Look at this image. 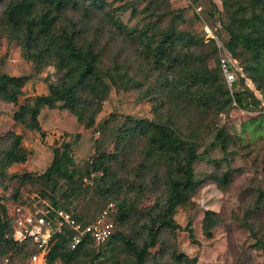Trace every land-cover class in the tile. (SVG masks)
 <instances>
[{"label": "rangeland", "instance_id": "374dc122", "mask_svg": "<svg viewBox=\"0 0 264 264\" xmlns=\"http://www.w3.org/2000/svg\"><path fill=\"white\" fill-rule=\"evenodd\" d=\"M11 1L0 0V21ZM67 2V16L82 30L81 43L95 45L103 69L112 72L117 67L124 83L115 87L106 80L109 93L92 128L85 129L58 104L54 109L44 107L40 111V132L30 131L13 120V113L19 105L47 93V84L55 80V70L52 66L36 69L23 57L20 41L0 29V74L31 78L17 104L0 99L1 203L9 205L15 192L16 198L23 201L41 198L51 203L50 198L54 197L60 207L74 210L75 215L91 219L107 211L113 221L117 216L114 205L123 203L130 209L131 217L123 225L115 223L119 238L100 259L92 261V256H83L80 264H138L123 241L130 239L136 246L142 245L148 215L157 213L164 202L168 172L156 160L146 158L147 142L142 136L122 139L121 134L133 121L147 120L169 124L186 139L200 117L193 107L184 111L183 104L179 105V115L170 114L169 98L160 85L165 77L171 80L170 73L152 66L135 37L151 22L164 30L172 21L191 51L204 59L211 77L219 82L216 84L222 88L216 91L217 101L224 102L220 94L227 91V84L215 60L222 55L218 45L223 46L228 39L224 0H200L197 5L191 0H104L99 10L80 4L76 8ZM109 16L122 26L121 31ZM211 39L217 46L215 58L214 43L208 42ZM232 64L235 68V62ZM237 88L243 93V107H238L232 98L223 109L214 104L203 120L209 130L201 131L194 142L197 159L193 169L198 188L185 205L177 208L174 220L181 229L162 230L159 244L150 250L143 264H177L173 254L197 257L196 264H264V96L249 79L245 84L240 82ZM160 103L164 104L161 115ZM10 132L21 134V144L28 156L24 163L4 167V155L12 142L7 137ZM217 135L224 137L226 150L216 140ZM64 144L70 146L73 164L69 169L76 176L97 174L87 195L83 192L66 198L70 187L63 180L55 187L36 179L51 165L54 150L61 152ZM103 153L109 172L101 181L100 172L91 170V164ZM24 175L31 180L21 179ZM225 176L228 180L223 184ZM105 189L109 194H102ZM206 211L216 214L210 236L202 229ZM189 221L193 240L185 229Z\"/></svg>", "mask_w": 264, "mask_h": 264}, {"label": "trees", "instance_id": "16d2710c", "mask_svg": "<svg viewBox=\"0 0 264 264\" xmlns=\"http://www.w3.org/2000/svg\"><path fill=\"white\" fill-rule=\"evenodd\" d=\"M69 1L76 8L78 4L95 10L104 6V0ZM199 1L191 0V3L197 5ZM66 3L67 0H12L5 6L0 21L1 31L20 41L23 57L36 69L40 66H52L55 70V80L47 84V93L33 97L30 103L19 105L18 110L13 113V120L30 131L40 132L38 120L40 111L44 107L54 109L58 104L69 111L85 129L92 128L109 93L106 80L115 87L124 83L117 67H114L112 72L103 69L102 57L96 51L95 45L86 41L81 43L82 30L76 28L67 16ZM223 5L227 18L225 32L228 37L223 47L241 70V72L235 71L232 64L228 63V70L233 72L236 78L231 90L227 86V91L223 94L221 92L220 96L225 99L224 102L217 101L216 91L222 88L216 84L219 82L211 77L204 59L191 51V46L178 33L172 21L164 30L157 29L155 27L157 23L151 22L135 37L143 51L142 54L152 66L157 71L168 70L170 73L171 80L165 77L160 84L169 98L170 114L179 115V105L183 104L184 111L193 107L200 117L199 123L190 129L192 135L186 139L180 137L169 124L147 120L133 121V125L121 134L122 139L142 136L147 142L146 158L156 160L168 172L164 202L157 213L148 215L147 223L143 227L145 238L142 245L136 246L130 239L123 241L125 249L133 254L138 264H143L144 259L150 255V250L159 244L162 230L175 232L181 229L175 222L174 216L177 208L185 205L198 188L193 169L197 159L194 142L200 138L201 131L209 130L203 120L209 116L210 108L215 104L223 109L231 102L230 98L238 107H243V93L239 91L237 85L240 82L245 84L248 79L264 96V0H224ZM109 19L118 31L122 30V26L113 17L109 16ZM208 42L212 45L214 43L212 48L215 58L217 46L212 39ZM215 60L219 65V58ZM30 79L29 76L0 74V99L6 103L17 104L24 85ZM163 105L160 103L158 106L160 115ZM7 137L12 142L4 155V167L24 163L28 154L22 147L21 134L10 132ZM216 140L220 142L222 149L226 150L224 137L217 135ZM69 151L68 144L63 145L61 152L54 150L51 165L36 179L53 183L55 187L59 180H63L70 187L65 194L66 198L76 197L83 192L87 195L90 191L81 181L84 174L76 176L69 169L73 164ZM105 158L107 156L103 153L94 158L91 164V170L102 173L101 181L109 172L105 166ZM21 179L31 180L27 175L22 176ZM227 180L225 176L223 184ZM108 191L105 189L102 194H109ZM15 193L11 196L13 200L10 203L27 202L16 198ZM50 199L51 204L60 207L54 197ZM114 207L117 213L114 232L105 244L96 247L91 241H84L75 249H71L72 232L65 228L63 233L54 236L51 240L46 255L47 264H55L57 261L62 264H80L83 256H92V261L100 259L120 236L115 230V223L123 225L131 217V211L125 204H116ZM101 213L102 211L98 215ZM215 216L214 212H205L202 229L207 236H210L209 231L216 224ZM95 217L86 219L76 215L77 220L83 223H88ZM185 229L193 240L190 221ZM11 231V222L0 198V259L10 254L18 258L27 255V246L15 244L11 239ZM172 259L177 264L198 262L197 257H188L185 254H173Z\"/></svg>", "mask_w": 264, "mask_h": 264}, {"label": "built area", "instance_id": "2783aa9c", "mask_svg": "<svg viewBox=\"0 0 264 264\" xmlns=\"http://www.w3.org/2000/svg\"><path fill=\"white\" fill-rule=\"evenodd\" d=\"M222 55L219 66L225 82L231 90L235 74L228 70L232 59L222 45H218ZM235 62V61H233ZM236 64V62H235ZM234 67V65L232 64ZM237 72L241 70L237 67ZM234 68V69H235ZM96 173L89 172L82 177V184L91 192ZM98 175L102 176V173ZM109 207H113L111 204ZM11 222V239L20 246H27V255L18 258L10 254L0 259V264H47L46 255L54 236L63 233L65 228L72 232L70 248L75 249L84 241H91L96 247L106 243L114 232V221L110 213L103 211L88 223L77 220L73 211L55 207L49 201L41 198L25 203H9L5 206Z\"/></svg>", "mask_w": 264, "mask_h": 264}]
</instances>
